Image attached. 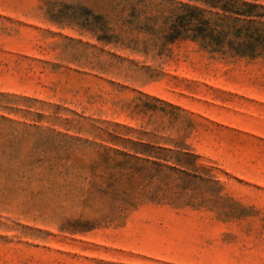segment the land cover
Returning a JSON list of instances; mask_svg holds the SVG:
<instances>
[{"label":"rangeland","instance_id":"obj_1","mask_svg":"<svg viewBox=\"0 0 264 264\" xmlns=\"http://www.w3.org/2000/svg\"><path fill=\"white\" fill-rule=\"evenodd\" d=\"M179 2L0 0V264H264V57L166 43Z\"/></svg>","mask_w":264,"mask_h":264},{"label":"trees","instance_id":"obj_2","mask_svg":"<svg viewBox=\"0 0 264 264\" xmlns=\"http://www.w3.org/2000/svg\"><path fill=\"white\" fill-rule=\"evenodd\" d=\"M80 10L84 13L83 26L95 24L100 32L107 33L102 17L86 8ZM165 23L168 27L162 38L166 43L188 39L213 53H230L250 60L264 57V5L261 0H181L170 10ZM103 38L99 40H107ZM132 145V157L136 162L116 163V167L130 171L131 177L139 174L143 178L160 180L173 174L178 178L203 179L200 174L205 168L197 164L198 157L188 149L173 152L142 143ZM139 155L145 158L137 157Z\"/></svg>","mask_w":264,"mask_h":264}]
</instances>
